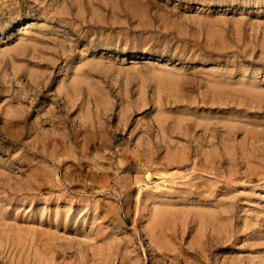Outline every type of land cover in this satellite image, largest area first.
I'll return each mask as SVG.
<instances>
[{"label":"rangeland","instance_id":"374dc122","mask_svg":"<svg viewBox=\"0 0 264 264\" xmlns=\"http://www.w3.org/2000/svg\"><path fill=\"white\" fill-rule=\"evenodd\" d=\"M0 264H264V0H0Z\"/></svg>","mask_w":264,"mask_h":264},{"label":"bare ground","instance_id":"6f19581e","mask_svg":"<svg viewBox=\"0 0 264 264\" xmlns=\"http://www.w3.org/2000/svg\"><path fill=\"white\" fill-rule=\"evenodd\" d=\"M177 153H178V152H177ZM182 154H183V153H182ZM182 154H181V155H182ZM195 154H197V153L195 152ZM198 154H199V153H198ZM186 159H187V157H186ZM147 161H148V160H147ZM184 161H185V160H184ZM198 162H199V160H198ZM193 163H194V162H193ZM201 163H202V162H201ZM201 163H200V164H201ZM195 164H196V163H195ZM211 164H212V163H211ZM201 169H202V168H201ZM211 169H212V168H211ZM193 170H194V169H193ZM193 170H192V171H193ZM194 171H195V170H194ZM197 171L199 172V170H197ZM204 171H205V169H204ZM206 171H207V170H206ZM191 173H192V172H191ZM194 173H195V172H194ZM201 173H202V171H201ZM206 173H207V172H206ZM206 173H205V174H206ZM187 174H188V173H187ZM192 174H193V173H192ZM196 174H197V173H196ZM207 174H210V173H207ZM211 174H212V172H211ZM146 175H147V177L150 176L148 173H147ZM177 175H178V174H177ZM184 175H185V174H184ZM171 176H172V175H171ZM181 176H182V174H181ZM185 176H186V175H185ZM174 177H175V176H174ZM186 177H187V176H186ZM169 179H170V178H169ZM164 180H165V179H164ZM156 184H157V183H156ZM195 184H196V183H195ZM197 184H199V183H197ZM192 185H194V184H192ZM196 186H197V185H196ZM156 187H157V186H156ZM190 187H191V186H190ZM152 189H153V188H152ZM159 189H160V188H159ZM187 189H188V188H187ZM202 190H203V189H202ZM197 192H200V191H197ZM184 194H185V193H184ZM201 195H202V194H201ZM181 197H182V196H181ZM181 197H180V198H181ZM191 198H192V197H191ZM203 199H204V198H203ZM163 200H164V199H163ZM205 202H206V201H205ZM164 204H165V203H164ZM164 204H163V205H164ZM180 204H181V203H180ZM175 205H176V204H175ZM194 205H195V204H194ZM159 206H160V205H159ZM173 206H174V204H173ZM205 207H206V206H205ZM207 208H208V207H207ZM166 209H167V208H166ZM204 210H205V209H204ZM163 213H164V212H162V214H163ZM159 217H160V216H159ZM177 218H178V217H177ZM205 220H206V219H205ZM157 223H158V222H157ZM157 223H156V224H157ZM163 224H164V223H163ZM160 227H161V226H160ZM152 229H153V228H152ZM165 229H166V227H165ZM152 233H153V232H152ZM160 233H161V232H160ZM160 233H159V234H160ZM159 234H158V235H159ZM156 235H157V234H156ZM114 242H115V241H114ZM167 242H168V240H167ZM110 247H111V246H110ZM36 249H37V248H36ZM1 252H2V251H1ZM38 253H39V252H38ZM13 260H14V259H13Z\"/></svg>","mask_w":264,"mask_h":264}]
</instances>
